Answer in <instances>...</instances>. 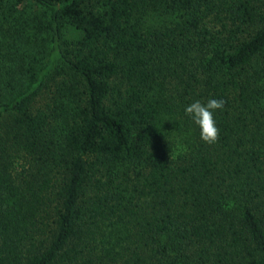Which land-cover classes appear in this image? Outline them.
Masks as SVG:
<instances>
[{
	"label": "trees",
	"instance_id": "trees-1",
	"mask_svg": "<svg viewBox=\"0 0 264 264\" xmlns=\"http://www.w3.org/2000/svg\"><path fill=\"white\" fill-rule=\"evenodd\" d=\"M26 3L47 20L0 26V60L42 59L0 78V264H264V0L0 12ZM213 98L206 144L185 107Z\"/></svg>",
	"mask_w": 264,
	"mask_h": 264
},
{
	"label": "rangeland",
	"instance_id": "rangeland-1",
	"mask_svg": "<svg viewBox=\"0 0 264 264\" xmlns=\"http://www.w3.org/2000/svg\"><path fill=\"white\" fill-rule=\"evenodd\" d=\"M47 15L45 10L41 7L33 4V3H26L16 10L13 13L7 12L4 16L3 12H0V26H3L4 29H9L6 33V36L9 38L14 31V27L18 26L19 24H23L27 26L30 24L33 27L39 21H46ZM34 46H29L27 49H20L14 48L6 52V54L11 57L1 59L0 60V78H17V76L12 74H7L8 71H13L15 69V64L17 63V59H23L24 57L29 60L30 64L38 65L41 63L42 59L40 56L36 54L37 49ZM17 52V54H16ZM185 145L183 144L182 140H177L176 144L174 145L173 157H177V155L181 154L185 149Z\"/></svg>",
	"mask_w": 264,
	"mask_h": 264
},
{
	"label": "clouds",
	"instance_id": "clouds-1",
	"mask_svg": "<svg viewBox=\"0 0 264 264\" xmlns=\"http://www.w3.org/2000/svg\"><path fill=\"white\" fill-rule=\"evenodd\" d=\"M225 101L215 98L209 99L206 104L195 101L185 107L188 115L200 130V139L206 144H214L219 138V129L216 126L213 113L223 110Z\"/></svg>",
	"mask_w": 264,
	"mask_h": 264
}]
</instances>
